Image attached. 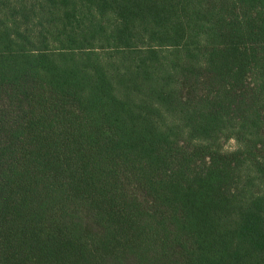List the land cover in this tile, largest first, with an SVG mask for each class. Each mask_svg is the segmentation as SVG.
Listing matches in <instances>:
<instances>
[{
  "label": "trees",
  "instance_id": "16d2710c",
  "mask_svg": "<svg viewBox=\"0 0 264 264\" xmlns=\"http://www.w3.org/2000/svg\"><path fill=\"white\" fill-rule=\"evenodd\" d=\"M0 264H264V0H0Z\"/></svg>",
  "mask_w": 264,
  "mask_h": 264
},
{
  "label": "rangeland",
  "instance_id": "374dc122",
  "mask_svg": "<svg viewBox=\"0 0 264 264\" xmlns=\"http://www.w3.org/2000/svg\"><path fill=\"white\" fill-rule=\"evenodd\" d=\"M234 147H235V142H234V140H232V139H229V140H227V141L224 143V148H225L226 150L233 149Z\"/></svg>",
  "mask_w": 264,
  "mask_h": 264
}]
</instances>
